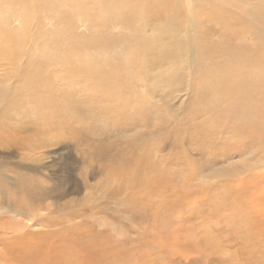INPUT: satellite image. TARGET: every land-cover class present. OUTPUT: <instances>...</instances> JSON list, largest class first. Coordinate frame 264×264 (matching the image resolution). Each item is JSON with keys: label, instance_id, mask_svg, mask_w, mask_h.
I'll return each mask as SVG.
<instances>
[{"label": "rangeland", "instance_id": "obj_1", "mask_svg": "<svg viewBox=\"0 0 264 264\" xmlns=\"http://www.w3.org/2000/svg\"><path fill=\"white\" fill-rule=\"evenodd\" d=\"M118 2L0 12L42 18L45 38L0 49V264H104L108 246L123 264H264V133L238 134L229 88L249 78L223 70L264 36V0ZM26 203L44 234L7 239L9 261Z\"/></svg>", "mask_w": 264, "mask_h": 264}, {"label": "bare ground", "instance_id": "obj_2", "mask_svg": "<svg viewBox=\"0 0 264 264\" xmlns=\"http://www.w3.org/2000/svg\"><path fill=\"white\" fill-rule=\"evenodd\" d=\"M31 1H34V0H31ZM104 1L105 0H42L43 4H48L49 3V5H53V4H57L58 5V3H60L63 6V4L66 3L68 5V7H70V8H71V6L73 8L76 7L77 10L79 9L80 12L82 11L81 9L87 10L88 7H90V6L94 7V5L96 4V2H98V3L102 2V5H103ZM133 1L134 2H137V0H133ZM38 2H39V0H38ZM120 2H122V0H119L118 3H120ZM111 3L113 4V1ZM111 3H109V4L112 5ZM66 4H64V5H66ZM23 5L24 4L20 5V7H22ZM32 5H34V4H32ZM39 6H41V5H39ZM49 7H48V9H49ZM92 7H90V8H92ZM100 7H102V6L100 5ZM9 8H10V0H5L3 2V4L0 5V9H1L0 12H2L4 10H8ZM32 8H34V6ZM96 8H97V5H96ZM96 8L94 10H96ZM25 9H26V6L24 7L23 10H25ZM58 9H59V7H58ZM104 9H105V7H104ZM32 10L34 11V9H32ZM37 10H38V7H37ZM41 10L42 9H40V11L37 14H39L41 12ZM102 10H103V8H102ZM102 10H100V11H102ZM28 11H30V8H29ZM49 11L51 13V10H49ZM49 11H47V12H49ZM71 11H72V9H71ZM79 11H77V13ZM225 11H223V12H225ZM65 12H66V10H65ZM97 12H99V11H97ZM103 12H105V11H103ZM67 13L68 12H66V14ZM48 14H46V15H48ZM99 14H102V13H99ZM73 15H75V14H73ZM150 15H151V12H150ZM22 16L23 17L20 18L21 17V14H15V15H12L10 17H7L3 21H1V19H0V45H2V47L0 46V49L1 50H8V51H11L13 49L14 50H17V49H20L21 46H26V45L23 44V41H25V40H29V39H31V40L42 39V37H43L42 30H41V28H42L41 25L42 24H40V23L43 22L42 21V18H40L41 19L40 20V23H38V22H36L37 20H39L38 17H36V15H34L32 13L31 14L29 13V14H26V15L23 14ZM54 16L61 17L60 19H62L63 14L62 13H58V15H54ZM90 16H92V15H90ZM151 16H153V15H151ZM75 17H74V19H75ZM47 18H48V20L45 22L47 25H52L55 22V20H53L55 17H53V16H46V19ZM80 18H82V17H80ZM220 18L222 19V15H221ZM229 18H231V17L229 16ZM55 19H57V18H55ZM87 19H88V17H87ZM64 20H66V19L64 18ZM67 20L69 21V19H67ZM225 20H227V19L225 18ZM76 22H74V27H75V23ZM219 22H221V21H219ZM84 23H85V20H84ZM80 24H83V23H80ZM247 29H249V28H247ZM56 34L57 33L55 32V35L53 37H51L50 40H57L56 37L59 39V36L62 34V32H61L60 35H56ZM151 34H152V32H151ZM43 39H45V38H43ZM207 44L209 45L208 42H207ZM241 46H243V45H241ZM69 47H70V45H69ZM235 47L237 48V50L235 49V54H231L229 56V58L227 59L226 63L223 66V70L224 71L226 69L229 70V71L231 70L232 72H235V76H239L240 74H242L241 72L243 70H246L245 73H246L247 77L249 78V81H248L249 83L247 84V89L244 92H243V90H241L238 94H237V85H238V83H236V81L232 83L231 87L229 88L230 89V93H231L230 94L231 95V101H234V100L239 99V102L237 103L236 108H234L232 106H230V108L232 110H234L235 113H237V123H238V129H239L238 130V134L245 135L247 137H252V135H254L255 133H257V131H258V129H257L258 125H261L262 126L261 132L264 133V117H262V115H261V113L263 111L262 108H264V106H261L259 108H256V106L254 105V102H258L259 103V102H262V100H264V74L262 75V73H260V72H262L264 70V68H263V66H264V36L263 37H256L254 44L253 45H250L249 47H244L243 46L244 48H240V49H238L239 47H237V46H235ZM27 48H29V47H27ZM201 48H202V46H201ZM204 48H206V46ZM209 53H210V51H209ZM231 57H233L232 60H231ZM229 71H228V73H229ZM256 71L259 72L258 75H257ZM251 72L252 73H256L257 76H255V75L253 76ZM250 73H251L252 77L249 76ZM259 84H261L260 88L259 89H256V87ZM247 90H249L250 92L247 91ZM242 93H243V95H242L243 98L246 100V106L245 107H248L247 106V103L248 102H250L249 107L251 106V108L249 110V113L246 116L244 115L245 114V112L243 110L244 106H242V103H241L240 98H239ZM132 176H133V174H132ZM24 206L25 207H23V208L21 207L22 208L21 210H26L27 211V216H30L29 217L30 219H25L24 223H22L23 225L22 226H19V225H21V224H19V221L21 220L19 218V216L21 214L20 211L19 212H17V211H11V216H10L11 217V220H9V222L5 225V227L3 229L4 232L7 234V236H4L3 237V240H2L3 243H4V251L2 253H4L5 258L7 260H9V261H11L10 258H14L15 255H14V250L12 249V247L10 245H7V243L5 242L7 239L16 240V241L20 240V242L22 241V239H27V242L29 243V242H34V237H37L38 235L44 234L41 231H35V230L34 231H31L30 229L29 230L27 229L29 226L36 224L37 223L36 221H40L42 218L36 217V212H37V209L38 208L31 207L30 203H26ZM7 212H9L7 209H5L4 207H0V214L1 213H7ZM64 239H63V241H64ZM101 239H103V238H101ZM101 239H98V240H101ZM103 240H101V241L104 242ZM63 241H62V243H63ZM91 241L94 242L95 240L91 239ZM105 243H103L104 244L103 246H106L107 245V244L105 245ZM100 244L101 243L99 242V245ZM110 245H112V244H110ZM97 246H98V244H97ZM100 246H102V244ZM14 247H16V246H14ZM17 248H18V246H17ZM53 248L55 249V245L53 246ZM111 248H109V246H108V248L105 249V251H102V253L99 252L100 255H101V259L103 260L104 264H123L124 259H127V255L124 254V252H123L124 249H121L120 250L119 247H115L114 248L115 250H113V248L112 249ZM102 249H103V247H102ZM112 250H113V252H112ZM98 256H99V254H98ZM95 261H96V259H95Z\"/></svg>", "mask_w": 264, "mask_h": 264}]
</instances>
